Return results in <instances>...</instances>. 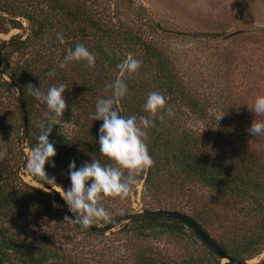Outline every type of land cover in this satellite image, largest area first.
Segmentation results:
<instances>
[{
  "label": "trees",
  "instance_id": "obj_1",
  "mask_svg": "<svg viewBox=\"0 0 264 264\" xmlns=\"http://www.w3.org/2000/svg\"><path fill=\"white\" fill-rule=\"evenodd\" d=\"M128 3L133 4L134 22L122 20L114 13L103 19L102 14L84 0H0V32L22 28V21L17 17L28 23L26 36L10 37L0 56L1 71L15 84L13 86L0 71V151L5 153L0 159V264H95L64 262L67 259L47 244L32 247L25 229L40 215L35 206L46 201L63 206L50 192L24 182L19 172L26 165L24 148L32 152L37 145L40 135L37 125L49 119L60 120V125L53 126L49 136L56 149V155L51 158L55 166L46 163L45 172L51 180L45 182L33 176L37 183L67 190L61 180H70L68 169L73 160L77 167L92 159L99 160L102 166H115L99 151V128L103 121L92 120V114L98 99L112 98L111 85L120 78L118 65L127 57L139 60L141 66L136 73L123 76L129 93L114 104L120 115L152 118L143 109L150 92L161 93L170 111L181 102L204 113L200 101L176 71L169 53L146 37V33L161 26L153 23L143 7L132 0ZM57 33L63 36V44L57 39ZM2 44L3 41L0 48ZM77 44H83L95 54V67L88 68L84 62H69L61 69L60 62ZM53 70L55 75L49 76ZM29 84L41 86L44 92L60 84L68 88L62 118L50 116L46 105L28 93ZM17 88L22 94L26 126ZM162 114L163 121L152 118L154 126L147 129L146 143L154 164L136 177L138 184L132 186L130 192L136 194L140 185L141 197L150 194L154 207L183 212L178 202L165 204L164 200L169 196L178 201L187 192L192 196L188 198L192 208L185 213L227 256L246 261L260 255L264 251V157L246 154L232 146L233 140L226 137L220 140L214 134L210 138L200 137L170 119L167 111ZM190 185L208 189L210 196L194 193ZM109 200L119 198L108 197L101 203L109 205ZM121 207L117 209L119 215L130 210ZM225 209L237 212L240 217L228 215ZM62 211L70 218L64 208ZM210 227L221 233L212 236L208 231ZM119 232L132 234L137 241L167 234L187 241L188 248L182 257L168 259L157 248L140 244L133 247L128 258L97 264H231L222 262L181 220L138 218L126 223ZM250 264H264V257Z\"/></svg>",
  "mask_w": 264,
  "mask_h": 264
},
{
  "label": "rangeland",
  "instance_id": "obj_2",
  "mask_svg": "<svg viewBox=\"0 0 264 264\" xmlns=\"http://www.w3.org/2000/svg\"><path fill=\"white\" fill-rule=\"evenodd\" d=\"M84 1L100 12L103 19H108L107 15L114 13L122 20L134 22L133 4L128 3V0ZM132 1L146 10L153 23L161 26L160 29L146 33V37L169 53L176 71L204 109V113L200 114L179 102L171 109L170 119L200 137L210 138L212 134L217 135L219 140L220 137H226L233 140L232 146L246 154L264 157V134L251 136L247 131L254 119L264 120V116L257 117L249 109L255 97L264 94V0ZM17 19L22 21V28L0 32V42L3 41L0 56L10 37H25L28 33L27 21L21 17ZM179 32H212L216 35L188 36ZM220 115L223 116L217 120ZM236 142L239 143L236 145ZM24 152L27 164L32 152L28 147L24 148ZM19 176L27 184L38 187L26 165L20 170ZM62 180L69 188L70 180ZM55 187L64 193L61 186ZM190 189L194 193L210 196L208 189L203 187L192 186ZM140 191L139 185L136 194L130 192L129 197L123 200H109V205L102 203L111 221L126 214H117L120 211L117 209L123 208L121 205L129 207L127 213L158 208L154 207L150 194L143 198ZM189 197L192 196L186 192L178 201L167 196L164 202L176 201L187 213L192 208ZM63 208L54 202H40L35 206L40 215H36L25 232L33 248L47 244L67 259L64 262L76 260L97 264L111 262L116 258L125 259L131 255L133 247L140 244L157 248L168 259H178L185 255L188 248L187 241H179L167 234L137 241L132 234L119 232L130 221L122 222L107 232L81 230L74 222L66 219ZM224 212L240 217L231 209H225ZM109 222L97 221L94 225L104 226ZM208 231L212 236L221 233L215 227L208 228ZM261 254L254 257L252 263L258 262Z\"/></svg>",
  "mask_w": 264,
  "mask_h": 264
},
{
  "label": "clouds",
  "instance_id": "obj_3",
  "mask_svg": "<svg viewBox=\"0 0 264 264\" xmlns=\"http://www.w3.org/2000/svg\"><path fill=\"white\" fill-rule=\"evenodd\" d=\"M57 39L61 44L64 38L57 33ZM69 62H84L86 67L93 68L96 63V56L83 44H77L74 49H69L67 55L60 62L59 67L64 69ZM141 62L131 56L118 65L120 78H117L111 85L112 98L98 99L95 104V112L92 120L103 121L99 128V151L114 163L115 166H102L99 160L85 161L82 166L77 167L75 160L69 163L68 178L70 187L61 194L63 200L73 214L70 221L78 223L83 229H88L97 221L109 222L111 216L102 206L105 198H126L132 186L138 184V177L143 171L151 168L154 160L149 154L147 146V129L154 126L152 118L163 121V111L171 115L166 108L167 100L159 92H150L143 105L145 112L152 118L135 115L125 117L120 115L114 104L117 99L125 98L129 89L123 76L132 75L140 68ZM55 75V71L49 72V76ZM64 84L51 86L47 92L32 84L28 85V93L40 103L46 105L50 116L62 118L66 110ZM255 116H264V94L257 95L254 103L249 108ZM224 115V114H223ZM223 115L217 117L220 119ZM60 125V120H51L47 123L40 122L37 126L40 129L38 142L32 150L26 167L30 174L42 181H49L45 172V164L55 166L51 159L56 155L54 143L49 140L53 126ZM251 136L264 134V120H253L247 129ZM5 153L0 151V159ZM125 170L127 175H125Z\"/></svg>",
  "mask_w": 264,
  "mask_h": 264
},
{
  "label": "water",
  "instance_id": "obj_4",
  "mask_svg": "<svg viewBox=\"0 0 264 264\" xmlns=\"http://www.w3.org/2000/svg\"><path fill=\"white\" fill-rule=\"evenodd\" d=\"M182 35H188V36H214L216 33L212 32H179ZM0 71H1V58H0ZM1 74L15 86L13 80L9 77V75L3 73L1 71ZM17 97L20 101V105L23 111V119H24V125L26 126V111L24 108V103L22 101V94L21 91L17 88ZM36 182V181H35ZM37 186L40 187L41 189L50 192L53 194L55 197H57L61 204L63 205L64 209L68 212L70 218L73 217V214L69 211L68 206L66 205L65 201L63 200L61 196V192L57 187L55 186H48V185H43L37 183ZM61 193V194H60ZM138 218H145V219H153V218H173L177 220H181L185 222L188 226H190L195 234L210 248L212 249L220 258L221 260H225V262H229L231 264H250L252 263L251 260H236V259H231L229 256H227L220 248L219 246L211 239V237L205 232L196 222L189 216L188 214L181 212L179 210H173V209H168V208H157V209H147L143 210L140 212H132V213H126L123 214L116 219L110 221L104 226H99V225H92L88 229L84 230H89V231H101V232H107L111 231L112 229L116 228L119 226L122 222H128L132 221ZM75 223V222H74ZM78 227L82 228L78 223H75ZM83 229V228H82ZM262 259L264 257V251L261 254Z\"/></svg>",
  "mask_w": 264,
  "mask_h": 264
},
{
  "label": "bare ground",
  "instance_id": "obj_5",
  "mask_svg": "<svg viewBox=\"0 0 264 264\" xmlns=\"http://www.w3.org/2000/svg\"><path fill=\"white\" fill-rule=\"evenodd\" d=\"M262 256V255H261ZM255 259H252L251 261H254Z\"/></svg>",
  "mask_w": 264,
  "mask_h": 264
}]
</instances>
